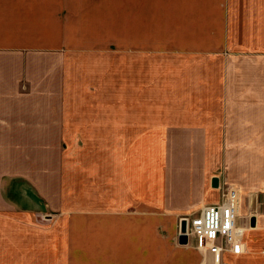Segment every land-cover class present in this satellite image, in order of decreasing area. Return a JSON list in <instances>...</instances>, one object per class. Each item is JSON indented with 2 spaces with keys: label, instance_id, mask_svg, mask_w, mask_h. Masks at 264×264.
<instances>
[{
  "label": "crops",
  "instance_id": "obj_1",
  "mask_svg": "<svg viewBox=\"0 0 264 264\" xmlns=\"http://www.w3.org/2000/svg\"><path fill=\"white\" fill-rule=\"evenodd\" d=\"M218 172L264 198V0H0V264H264L179 243Z\"/></svg>",
  "mask_w": 264,
  "mask_h": 264
},
{
  "label": "built area",
  "instance_id": "obj_2",
  "mask_svg": "<svg viewBox=\"0 0 264 264\" xmlns=\"http://www.w3.org/2000/svg\"><path fill=\"white\" fill-rule=\"evenodd\" d=\"M187 218V241L201 253L218 257L229 251L240 254L243 228L239 226V192L235 186L221 187L220 201L201 207L197 215Z\"/></svg>",
  "mask_w": 264,
  "mask_h": 264
},
{
  "label": "rangeland",
  "instance_id": "obj_3",
  "mask_svg": "<svg viewBox=\"0 0 264 264\" xmlns=\"http://www.w3.org/2000/svg\"><path fill=\"white\" fill-rule=\"evenodd\" d=\"M216 177H218V180H220V182L222 181V183H225L224 188H226L228 186H235L237 188V186L234 185V184L226 183L224 176H221L220 172H218ZM222 187H223V184H222ZM248 195L249 196H247V199H246V202H245V214L243 215V214L240 213V217H239V221L241 222V224H246L247 223L245 216H247L249 214H250L251 217L264 214V206H263L264 205V198H261V194H257L255 192H253V193L251 192V193H248ZM261 202H263V203H261ZM41 203L43 204L42 201H41ZM36 208H38V207H36ZM191 214H193V213L181 214L178 218L181 219L182 217H185V218L186 217H190ZM193 215H197V213L193 214ZM58 221H59V217H58L57 213L48 212L46 210H42L41 208H39L38 211L34 213V217H33V222H34V228L35 229H39L41 231L42 230H47V231H50V233L55 231L54 229H56ZM245 231L246 230L243 228L242 235L244 234ZM249 231H250V229L248 230V232ZM254 231L251 230V232H254ZM242 243H243V241H242ZM193 246H194V244H193ZM244 247H245V245L243 243V248ZM18 249H19V254H20V256H18V258H19L18 264H38V261H33L32 256H30L27 259V257L29 256L28 250H26V246L23 245L21 243V241L19 243V248ZM199 252H201V251H199ZM227 252H229V251H227ZM205 253H209V252H205ZM22 256H24V257H22ZM0 258H3V257H0ZM4 259H6V258H4ZM6 261L7 260H4V263H6ZM216 262L217 261L212 262V263L216 264Z\"/></svg>",
  "mask_w": 264,
  "mask_h": 264
},
{
  "label": "water",
  "instance_id": "obj_4",
  "mask_svg": "<svg viewBox=\"0 0 264 264\" xmlns=\"http://www.w3.org/2000/svg\"><path fill=\"white\" fill-rule=\"evenodd\" d=\"M212 183L214 186L217 185V179H213ZM255 225V217L250 219V226L253 227ZM186 230H187V218L182 217L179 223V243L180 244H187V237H186Z\"/></svg>",
  "mask_w": 264,
  "mask_h": 264
}]
</instances>
